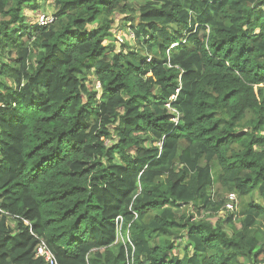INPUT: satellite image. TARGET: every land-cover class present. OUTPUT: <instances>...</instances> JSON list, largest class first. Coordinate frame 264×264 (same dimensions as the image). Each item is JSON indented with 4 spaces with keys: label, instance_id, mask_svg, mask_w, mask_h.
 <instances>
[{
    "label": "trees",
    "instance_id": "1",
    "mask_svg": "<svg viewBox=\"0 0 264 264\" xmlns=\"http://www.w3.org/2000/svg\"><path fill=\"white\" fill-rule=\"evenodd\" d=\"M45 1L0 0V264L264 262V0Z\"/></svg>",
    "mask_w": 264,
    "mask_h": 264
},
{
    "label": "rangeland",
    "instance_id": "2",
    "mask_svg": "<svg viewBox=\"0 0 264 264\" xmlns=\"http://www.w3.org/2000/svg\"><path fill=\"white\" fill-rule=\"evenodd\" d=\"M143 4V1H138L135 2L133 4V6L135 8H138L140 5ZM41 5V10L40 11H31V10H25V15L28 19V21L30 23H36L38 22V18L41 17L42 14L48 16V17H52L54 14V7H53V3L52 1H45L43 2ZM43 16V15H42ZM129 15L128 14H117L115 16V24L113 27V41L110 42L109 40L105 42L104 45H114V49L116 52H120L124 49L127 48H134L136 47V40L134 38H130V31L129 28H121L123 26L124 20L129 19ZM138 18V15L134 16V20ZM134 23V21H133ZM129 25H131L129 23ZM122 38L123 42L120 41L119 39ZM90 86H93L95 89L98 86L97 83H93L91 82ZM97 90V89H96ZM99 91V90H97ZM170 113L176 117L177 114L174 111H170ZM221 191L218 190V186H216V195H218ZM226 199V198H225ZM240 204V202H239ZM238 205V204H237ZM240 209V205L237 206L236 210ZM183 211L186 212L189 215L194 216L196 219H209L212 222H216L219 219H222L225 215V213L223 211H220L219 213H214L213 211H207V210H200L197 209L195 207H191V206H186L183 208ZM228 214H230V212H228ZM119 243H123L124 244V240L122 235L119 233V239H118ZM178 244V243H177ZM181 244H184V241L181 242ZM176 254H178L180 252V250L178 249L177 245H176ZM244 264H248L247 261L243 260ZM264 263V262H261Z\"/></svg>",
    "mask_w": 264,
    "mask_h": 264
},
{
    "label": "built area",
    "instance_id": "3",
    "mask_svg": "<svg viewBox=\"0 0 264 264\" xmlns=\"http://www.w3.org/2000/svg\"><path fill=\"white\" fill-rule=\"evenodd\" d=\"M42 15H41V17L38 18L37 24L39 26H48V25L52 24V22L54 21L53 17H48L44 14H42ZM130 38H134V36L131 33H130ZM119 40L123 42L122 38H120ZM96 83L98 85L96 87V89L100 91L101 86L98 82H96ZM237 204H238V199H237V196L235 194L227 195L226 204L224 207V213H228V212L233 213L234 211H236V208L238 206ZM117 223H118L117 229H118V232L120 233V231L122 229L123 218L118 217ZM126 243H128L131 246V248L127 249V251H126L127 263L128 264H134L135 247L131 243V240L129 237H128L127 241L125 242V245H126ZM37 256H38V258H44L47 262H50L51 264L54 262L52 253L46 247L45 242L43 240H40V239H39V245L37 247ZM257 264H264V263L260 262Z\"/></svg>",
    "mask_w": 264,
    "mask_h": 264
}]
</instances>
